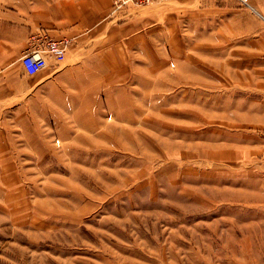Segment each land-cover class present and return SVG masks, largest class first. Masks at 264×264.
<instances>
[{
    "label": "rangeland",
    "instance_id": "1",
    "mask_svg": "<svg viewBox=\"0 0 264 264\" xmlns=\"http://www.w3.org/2000/svg\"><path fill=\"white\" fill-rule=\"evenodd\" d=\"M129 7L1 106L0 264H264V147L219 139L196 24L158 28L148 61L115 28Z\"/></svg>",
    "mask_w": 264,
    "mask_h": 264
},
{
    "label": "crops",
    "instance_id": "2",
    "mask_svg": "<svg viewBox=\"0 0 264 264\" xmlns=\"http://www.w3.org/2000/svg\"><path fill=\"white\" fill-rule=\"evenodd\" d=\"M237 2L152 0L129 7L130 16L115 28L117 32L125 29L123 35L131 36L133 47L153 61L157 58L151 55L154 50L144 46L154 42L158 28H181V36L186 37L187 29L196 24V44L203 50L210 45L211 84L218 91L209 116L222 126L219 139L227 140L231 157L240 160L264 147V0H247L245 7ZM109 10L110 0H0V108L72 67L84 45L94 38L91 29L113 23L103 21ZM176 36L181 42V36ZM47 38L66 40L63 60L56 62L45 55L44 67L26 73L20 55ZM203 50L197 58H204Z\"/></svg>",
    "mask_w": 264,
    "mask_h": 264
},
{
    "label": "built area",
    "instance_id": "3",
    "mask_svg": "<svg viewBox=\"0 0 264 264\" xmlns=\"http://www.w3.org/2000/svg\"><path fill=\"white\" fill-rule=\"evenodd\" d=\"M151 0H111L110 12L120 11L129 6L144 5ZM245 3L246 0H240ZM65 42L61 39H43V41L33 46L20 55L21 65L26 73H33L45 65V55L50 56L56 62L63 59Z\"/></svg>",
    "mask_w": 264,
    "mask_h": 264
}]
</instances>
